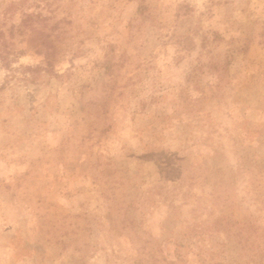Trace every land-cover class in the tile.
Wrapping results in <instances>:
<instances>
[{
	"label": "rangeland",
	"instance_id": "obj_1",
	"mask_svg": "<svg viewBox=\"0 0 264 264\" xmlns=\"http://www.w3.org/2000/svg\"><path fill=\"white\" fill-rule=\"evenodd\" d=\"M0 264H264V0H0Z\"/></svg>",
	"mask_w": 264,
	"mask_h": 264
}]
</instances>
